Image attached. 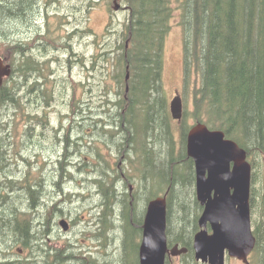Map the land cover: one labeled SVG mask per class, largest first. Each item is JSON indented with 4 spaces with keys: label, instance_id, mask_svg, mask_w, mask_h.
Wrapping results in <instances>:
<instances>
[{
    "label": "trees",
    "instance_id": "obj_1",
    "mask_svg": "<svg viewBox=\"0 0 264 264\" xmlns=\"http://www.w3.org/2000/svg\"><path fill=\"white\" fill-rule=\"evenodd\" d=\"M51 2H55V0H45V3L50 4ZM123 2L127 9L123 27L126 31L125 40L128 39L129 47L125 48V43H123L117 51L120 52L119 61L121 60L130 68L131 92L124 99L117 97L119 99H116L115 103L98 100L97 103L100 105H97V108L99 111L104 109L102 115L92 112L87 100L82 97V93L75 97L77 90L74 88L72 100L74 106L71 111L74 116L69 119L71 125L65 128V120L58 122L54 136L58 143L55 144L54 150L48 152H57L54 157L58 158H60V152L65 154L71 152L68 147L74 133V128H71L72 124L75 127L82 124V121H88L90 117L93 118L94 129L98 126L102 128L100 134L104 137L102 142L105 143L108 137L117 134V132L122 133L118 139L125 145L134 144L138 139H140V143L141 141L145 143L149 139L158 141V144L163 143L164 140L167 141L170 158L166 162L160 161L155 164L149 157L145 167L149 174L157 177L153 183V185H157V190L168 185L170 188L167 206L168 220L170 222L171 216L175 215L178 221L175 234H169V243L178 242L187 247V253L183 254L186 259L183 264H201L194 260L192 250L191 232L193 227L196 228L199 209L198 203L192 199L190 193L193 181V162L185 152H178V157L174 152L175 146L168 127L169 113L160 75L164 52L163 44L171 23L175 20L183 34L185 67L189 70L193 69V72L199 74V86L194 94L193 118L223 129L227 137L236 140L249 153L258 152L264 155V0H123ZM40 3V0H0V53L11 62L13 67L12 76L8 80L12 78L17 81L22 80V85L30 89L29 101L33 104H37L39 100H45V97L51 99L55 89L65 79L64 75L53 74L50 60L44 58L45 53L43 56H36L28 51L27 44L30 42L27 37L23 38L25 43L15 37L16 28L13 29V26L27 22V18H30L34 13L42 14L45 17L46 33L52 31H49L48 26L49 11L41 12ZM75 4H80V0H76ZM51 12L58 15L60 11ZM77 25L71 24L69 27L62 23L57 28L63 27L66 33L74 31L62 38H55L56 41L63 40V45L67 44L62 49H57L56 54L61 57L69 56L67 62L70 69L71 63L76 62L79 55L74 51L75 43L79 39L77 37L81 34H89L81 31V27ZM41 32L38 28L35 29V34ZM101 40L102 45L109 48L108 34H105ZM39 41L41 42L42 39L40 38ZM88 57L89 60L83 59L82 66H76V69L95 70L100 63L97 60L99 51H94ZM94 67L95 69H92ZM120 69H122L121 66ZM110 77L119 87L125 83L124 72H115ZM66 97L65 91L60 90V98L65 101ZM17 102L18 98L15 97L9 82L0 87V106L6 113L12 109L14 119L17 114L20 115L19 111H22V101ZM106 113L109 114L106 115ZM25 115L27 118L37 117L34 114L21 113V122ZM212 115L213 118L210 120L209 117ZM2 117L0 119H5L6 116ZM95 118L98 119L95 120ZM107 119L108 121H106ZM45 122L46 119L43 118L40 122L42 128H44ZM25 123L26 125L31 124L27 127L30 139L33 134L30 130L33 126L36 128L37 125L32 124V121H25ZM34 123L39 122L34 120ZM52 127H54V123L50 126V128ZM59 134L61 136H58ZM26 142L27 140H24L22 144L27 150ZM80 144L73 145L76 149L72 152L83 149L81 148L83 145ZM9 145L10 142H5L0 137V246L2 243H6L4 242L6 239H11L13 244H18L27 250L29 256L18 259L0 256V259H4L0 261V264H65L72 258L69 251L72 252L75 247L66 245L63 247V251L47 248L45 246L48 245L46 238L49 235L41 237L42 230L35 229L32 221V217H35V220H42L40 217H43L47 223L46 228H51L49 225L51 219L55 221L56 218L62 217V210L46 207L45 212H41L40 200L42 195L46 194L43 192L44 185L36 173L30 177L33 168L29 170L30 178L17 177L18 173L26 172L25 168L20 169L22 166H18L21 162H25L30 167L35 166L41 172L43 156L41 152L39 154L30 152L28 157L34 160L30 162V160H26V152H19L14 144L10 147ZM88 147L100 157V161L95 164L100 166L105 161L104 158L101 159L103 156L98 153L101 149L100 145L96 146V143H92ZM109 147L114 148L110 145ZM144 152L145 156H148L145 150ZM161 152H163L162 149L156 153ZM62 157L65 159L64 154ZM87 161L84 159L82 163H89ZM44 164H49V162ZM10 166L13 167L11 170ZM107 167L103 171H97L94 166L90 168L91 172L89 173L97 176L95 179L97 180L95 182L96 189L99 185H105L103 187L105 189L113 187L112 183L106 185L104 177L101 178L104 172H108ZM48 170L51 173L55 171L54 169ZM185 170L186 173H184ZM54 177L55 173L51 174L48 180L52 182ZM179 185L183 189L185 186L186 189L182 192L176 191ZM100 188L103 189L101 186ZM132 196L133 203L129 204ZM176 196L183 202L177 201ZM140 198L141 195L137 199L136 194H129L123 200H119L118 195L107 196L106 202L110 199L115 200V205H117V212H115L119 218L115 217V213L112 212V202H109L105 205L107 212L105 214L102 212L97 220L101 224L100 227H97L99 230L97 236L107 242L104 251L109 256H105L106 261L104 259L102 264H138L136 243L144 212V204L139 203ZM172 199L177 201V207L174 206ZM191 204L194 205L193 209ZM173 209H175L174 211L178 209L182 216L173 214ZM24 210H26V214L23 213ZM184 210L187 214L183 213ZM261 219L263 221L258 222L254 229L257 238L255 252L259 251L257 252L259 255L256 257L257 264H264V245L261 250L264 240V216ZM114 230L118 231V241L116 246L112 247L115 243ZM39 239H41L40 252L35 255L32 253V249L34 242ZM117 244H120L119 250L114 251ZM67 246L70 248L67 249ZM3 248L4 251H7L12 248V245H6ZM131 249L136 251L134 262L130 259ZM83 258H81V262ZM96 260L97 258L93 261L87 260V262L98 264ZM169 263L167 258L166 264Z\"/></svg>",
    "mask_w": 264,
    "mask_h": 264
},
{
    "label": "rangeland",
    "instance_id": "obj_2",
    "mask_svg": "<svg viewBox=\"0 0 264 264\" xmlns=\"http://www.w3.org/2000/svg\"><path fill=\"white\" fill-rule=\"evenodd\" d=\"M42 3H45V0H40ZM73 0H55V6L49 7V10L53 11H60L59 17L60 19L66 23L67 20L65 19H71L73 20L71 23L81 25L82 26H89L91 27L97 34H100L101 30L103 29L107 19L111 17L115 23L122 22L124 20V15L125 12L123 9L119 10L118 12L114 13V11L110 10V7L107 6V1L108 0H94L98 1V6L93 9L90 12V17H89V23L90 24H85L87 19H86V14L84 13L82 4L80 5H71ZM111 1V0H110ZM83 3V2H82ZM45 9V5H41L40 10ZM42 15V14H41ZM37 15L34 13L31 15V17L27 18V22L24 23H18V25L13 26V29L16 28V35L15 37L20 40H22L24 43L23 38H28L30 42L28 44L29 48L28 51L30 53L36 54V56H43L45 53V57H51L52 55H55L54 50L51 48L45 49L46 47H43V44H45L46 41L48 42H53V38H58L61 37L62 35L60 33H55V32H49L46 33V28L40 24L42 20V16ZM65 20V21H64ZM70 23V24H71ZM38 28L42 32L39 34H35V29ZM58 31H63V28L58 29ZM58 34V35H57ZM37 35L39 38L42 39L41 42L36 43L34 41V36ZM79 39H84V40H89V43L87 45H76L75 51L77 54V61L75 62V66H82L81 62L83 59L89 60V53L91 50H94V46H91L92 40H95V34L92 36L90 34H81ZM60 43L63 45V41H60ZM72 44V42H71ZM181 44H182V33L179 27L173 26L170 29V32L167 37L166 41V46H165V51H164V64H163V73H162V87L164 89V95H168L169 98L171 94L173 93L174 89H179V91L183 93L184 96V108L187 110L186 111V118H189V122L195 121L193 118L194 114V103L192 101V92H193V86H194V80H195V75L191 78L190 83L187 86H182L184 85L183 82V70H182V49H181ZM66 45V44H65ZM91 46V48L89 47ZM120 44L119 43H114L111 45L110 48L107 49V55L106 56H99L97 60L102 62V66L98 67L95 70L91 69H76L74 68V73L73 77L76 78L77 81H81L84 90L88 96L87 101L88 104L90 105L93 113L99 114L100 111L97 108V101L101 97L100 94H102L103 90L107 89L110 87L111 80L107 76H100L94 81L93 79V74L95 75L96 72L100 71L107 61L108 65V73L111 75L116 72V69L113 66V62L116 57L119 58V53L117 49L119 48ZM91 49V50H90ZM85 54V55H82ZM120 70V66L117 67ZM51 69L54 72H58L62 75H64L65 79L62 81V83L55 89L54 94L51 96V100L47 98L49 101L48 103H42V105H36L33 103H30L29 101V91L26 86L22 85V80L17 81L15 79L14 83H12L11 88L15 94V97L18 98V102H21L22 105V111L20 110L19 114L14 119V111L10 109L8 113L6 111H3L0 106V117L6 116L5 119H0V137L5 141V142H10V145H15L19 152H35L36 154H39V152H42L43 155H48V152L50 150L55 149V144L58 143L57 139H54V136L56 134L58 122L60 120H65L64 122V127H70L71 123H69V119L73 116L71 111L74 106L72 103L73 100V90H74V83L71 81V79L68 77V68L65 62H61V64H58L57 62H54L53 65H51ZM25 85L26 82L23 81ZM31 82V81H30ZM27 82V83H30ZM64 90L66 93V100L63 101L60 98V90ZM114 86L112 85L110 90H113ZM78 95V90L75 93V97ZM11 104V103H10ZM9 104V105H10ZM20 105V104H19ZM102 113L104 112V109L101 110ZM21 113L23 114H34L37 115V117L34 118H27L26 115L24 116V120L21 122ZM105 114V113H104ZM103 115V114H102ZM106 115H108L106 113ZM64 116V117H61ZM98 116V115H95ZM3 118V117H2ZM43 118L46 119V122L44 123V128H42V123L41 120ZM65 118V119H64ZM92 117L88 118L90 120L84 122L83 124H79L74 127L72 124V129L74 136L71 138V142L69 143V149L70 151H74L76 149L74 145L81 143L80 145L83 147V149H80L79 153H77L76 160L74 161V169L80 165L83 166V163L81 160H84L85 157L88 158L89 163H86L83 168L84 169H90L91 167H96L95 164H97V161H100V157L95 155L96 152H92L88 145L92 143H96V146L100 145V150L99 154L102 155L105 159V161L102 162L101 166H97L96 170L97 171H103L106 170L108 172H104V174H107L109 176L112 175H117L118 180L111 178L112 182L110 180L105 179V184L107 185L108 183H112L113 187L111 189H105V185H99L98 188L92 187V185L88 184V187H84L85 182L82 183L83 180V174L80 175H66L61 182H57L56 180H53L54 186L53 188L46 189V192H48V195H42V200H45L48 205V208L54 207L55 209H61L63 216L65 219L68 220V222L71 225V228L68 231H63L59 224L57 223V220L61 217H58L53 221L51 219L48 229L46 228V222L42 218V220H35V217H32V221L35 225V229L37 230H42L41 237H44L46 235H49V237L46 238L47 244L45 245L47 248H51L59 250L61 249L63 251V247L65 245H72L75 247L73 249L74 251L71 253V260L68 261L65 264H77L81 263V258L85 257L89 259L90 261H93L97 258L96 262L98 264H102L106 252L104 251L105 246H107V242H104V239L101 237H94L93 235L98 232L97 227H100L101 224L99 221V216H101V213L103 212L104 214L106 213L107 210H105L109 202H112L113 208L112 212L115 213L117 210V205L114 204L115 200L110 199V201L106 202L107 196L115 197L118 195L119 200H123L126 197L124 196L126 193V189H128V184L130 183L129 181L131 180L132 185H133V192L136 194V198L138 195H141V198L145 196L147 193L148 189L150 187H153L151 194H155V189L157 187L156 184L153 185V183L157 180V177L155 175L149 174V172L146 170L144 172L145 178L141 181L143 177V169L140 166H137L135 170V166L139 164V159L145 158V160H149V157L152 158V160L156 163L158 162H166L167 159L170 158V154H168V142L163 141V143L158 144V141H154L153 139L146 140L145 143L138 139L137 142L129 143L128 145H125L124 143H120L119 141V136L122 135L120 132H117V134H113V136L108 137V140L105 142H102L104 137L100 134L102 133V128L99 126L94 129L93 127V118ZM102 118V117H98ZM98 118H95L97 120ZM213 118L209 117L211 120ZM34 120H36L39 123H34ZM25 121H32V124L37 125L36 128L34 126L32 127L33 134H31L30 139L28 135H30L29 130H27V127L29 125H26ZM108 121V119L106 120ZM83 122V121H82ZM54 123V127L50 128L52 124ZM92 124V125H91ZM81 125V126H80ZM86 125V127H85ZM172 125H177L176 123H173ZM83 127V129H82ZM174 127V131L176 133V127ZM172 127V128H173ZM81 128V129H80ZM112 128V127H109ZM80 130V131H79ZM76 131V132H75ZM83 133H82V132ZM80 132V133H79ZM81 133L83 135H81ZM120 133V134H119ZM179 133V132H178ZM177 134L173 135V138L175 140V151L176 152V157L179 156V151L181 148H183V145H181L180 138ZM77 137H76V136ZM117 135V136H116ZM58 136H61L59 134ZM80 136V137H78ZM117 137V138H116ZM74 138V139H73ZM79 138V139H78ZM82 138V139H81ZM113 141H111V140ZM128 139V138H125ZM26 141V147H23L22 142ZM80 140V141H79ZM119 141V142H117ZM21 142V144H20ZM115 142V143H114ZM38 143V144H36ZM31 144H36V145H31ZM117 144V145H116ZM108 145V146H106ZM109 145L113 146L112 151H109ZM121 145V146H120ZM68 149V150H69ZM150 149V150H149ZM160 149H162L163 152L161 153H156ZM148 156L145 157V152ZM155 152H151V151ZM172 152V154H174ZM57 152H54L56 155ZM59 153V152H58ZM61 153V152H60ZM156 153V154H155ZM92 155V156H91ZM168 157V158H167ZM53 159L55 160L54 156ZM250 164L253 166L255 165V177H254V186L259 185L264 187V159L262 155L258 152H251L248 156ZM30 162H33V159H29ZM149 162V161H148ZM58 168H56L57 171L60 173H63V168L59 165ZM154 167V166H153ZM13 167L10 166V170ZM26 172H20L17 174V177L26 179L27 177L29 178V169L26 167H21L20 169H24ZM151 171V170H149ZM157 171V170H156ZM154 171V172H156ZM186 173V170L184 171ZM12 175V174H10ZM51 175L47 174L46 171L42 168L40 172V178L42 179H50ZM141 178V179H140ZM89 180H92L93 177H89ZM49 181V180H48ZM50 182V181H49ZM118 182V183H117ZM81 184V185H80ZM100 186L103 188L101 189ZM48 188V187H47ZM186 187L184 186V189L181 185H179V188H176V191H183L185 190ZM194 190V185L190 187V193ZM66 191V192H65ZM158 192V190H157ZM188 193V190H187ZM186 193V194H187ZM89 195V197H88ZM182 195V194H181ZM192 199H194V194H191ZM153 197V196H152ZM264 195L259 198V196L256 194L254 196V202H255V214L258 215V219L256 222L263 221L262 218L264 216ZM177 201L183 202L182 199H179L178 196H176ZM173 200V199H172ZM146 201V200H145ZM177 201H174V206L177 207ZM99 202V203H98ZM139 203L144 204L143 198L139 200ZM188 203H190L188 201ZM188 205V204H187ZM192 205V204H191ZM193 206L191 208L193 209ZM145 208V204H144ZM116 209V210H115ZM173 209V214L179 215L180 211L178 209L174 211ZM42 213L45 212V208L42 209ZM117 212V211H116ZM192 212V210H191ZM97 213V214H96ZM99 213V214H98ZM184 214H187L185 210L183 211ZM182 216V214H180ZM98 217V218H97ZM115 217L117 215L115 214ZM96 221V222H95ZM176 217L175 215L171 216L170 220V225H171V233L175 234L176 229V224H177ZM119 223V222H118ZM121 224V223H120ZM186 229V228H185ZM118 231L114 230V239L115 243L112 245V247L116 246V243L118 241ZM40 240V241H39ZM36 240L34 242L35 247L32 249V253L35 255L40 252L39 248L41 246V239ZM4 242L5 244L2 243L0 246V256H3L2 258L7 257V255L12 258V259H18V258H24V256H29V253L27 250L22 249L21 246L18 244H13L11 239H6ZM262 242V241H261ZM39 243V244H38ZM100 244V245H99ZM6 245H12V248H9L7 251H4L5 249L3 248ZM99 245V246H98ZM264 245V240L261 246ZM77 246H79V249H77ZM111 247V246H110ZM109 247V248H110ZM7 248V247H6ZM45 248V247H44ZM67 249L70 248V246L66 247ZM17 249H22L20 253L17 252ZM114 250V248H113ZM119 250V245L117 244V248L114 251ZM37 251V252H36ZM61 251V252H62ZM36 252V253H35ZM257 252H259L257 250ZM255 253L254 257L252 258L253 264H257V255L258 253ZM7 254V255H6ZM5 255V256H4ZM253 255V254H252ZM109 257V256H108ZM130 259L132 262L136 259V251L134 249L130 250ZM4 259H1L0 261H3ZM102 262H101V261ZM184 259L182 256H177V257H172V259L169 261V264H183ZM106 261V259H105ZM251 261V258H250ZM227 264H242L240 261L233 260L229 261Z\"/></svg>",
    "mask_w": 264,
    "mask_h": 264
},
{
    "label": "water",
    "instance_id": "obj_3",
    "mask_svg": "<svg viewBox=\"0 0 264 264\" xmlns=\"http://www.w3.org/2000/svg\"><path fill=\"white\" fill-rule=\"evenodd\" d=\"M9 65L0 58V83L9 73ZM180 99L170 103L172 117L180 118ZM186 154L195 166L196 198L203 206L198 218L202 227L193 237L196 260L208 264H224V254L248 264L247 256L254 248L250 229L248 191L250 165L246 152L236 142L225 138L220 130H209L202 124L191 128L187 136ZM66 228V222L60 221ZM207 223L211 233L207 232ZM166 201L157 197L147 203L138 247L139 264H164L165 254L176 255L185 248L167 249Z\"/></svg>",
    "mask_w": 264,
    "mask_h": 264
},
{
    "label": "flooded vegetation",
    "instance_id": "obj_4",
    "mask_svg": "<svg viewBox=\"0 0 264 264\" xmlns=\"http://www.w3.org/2000/svg\"><path fill=\"white\" fill-rule=\"evenodd\" d=\"M92 119V118H91ZM104 177V180L105 179H107V180H110L111 182H112V180H111V178H114V179H116V181L118 180V176L115 174V175H112V176H109L108 175V173L107 174H103V176H101V178H103ZM118 183V182H117ZM152 189H153V187H150L149 189H148V191H147V193L145 194V196H144V200H146L145 202H148L149 200H150V197H151V195H154V194H151V192H152ZM126 191V190H125ZM130 195H132L131 193H129ZM128 194V192L126 191V193H125V197H127V195H129ZM140 197V195H138V197H137V199ZM131 200L133 199V196L130 198Z\"/></svg>",
    "mask_w": 264,
    "mask_h": 264
},
{
    "label": "bare ground",
    "instance_id": "obj_5",
    "mask_svg": "<svg viewBox=\"0 0 264 264\" xmlns=\"http://www.w3.org/2000/svg\"><path fill=\"white\" fill-rule=\"evenodd\" d=\"M240 10H241V9H240ZM89 120H90V119H89ZM43 122H44V121H43ZM84 122H86V121H83L82 124H83ZM88 122H89V121H88ZM92 122H93V121H92ZM103 122H104V121H103ZM86 124H87V122H86ZM91 125H92V124H91ZM80 126H81V125H80ZM85 127H86V125H85ZM253 127H254V126H253ZM80 129H81V128H80ZM82 129H83V127H82ZM111 129H112V128H111ZM107 130H108V129H107ZM79 131H80V130H79ZM110 131H111V130H110ZM75 132H76V131H75ZM81 132H82V131H81ZM79 133H80V132H79ZM82 133H83V132H82ZM82 133H81V135H83ZM112 133H113V131H112ZM119 134H120V133H119ZM121 134H122V133H121ZM141 135H142V134H141ZM73 136H74V134H73ZM75 136H76V135H75ZM112 136H113V134H112ZM116 136H117V135H116ZM118 136H121V135H118ZM76 137H77V136H76ZM78 137H80V136H78ZM116 138H117V137H116ZM73 139H74V138H73ZM78 139H79V138H78ZM81 139H82V138H81ZM110 140H111V139H110ZM79 141H80V140H79ZM111 141H113V140H111ZM78 143H79V142H78ZM114 143H115V142H114ZM120 143H122V142H120ZM73 145H74V144H73ZM76 145H77V144H76ZM116 145H117V144H116ZM120 146H121V145H120ZM152 151H153V150H152ZM65 192H66V191H65ZM156 193H158V192H157V189H155V194H156ZM155 194H154V195H155ZM154 195H151L150 199H151L152 196H154ZM263 198H264V197H263ZM98 203H99V202H98ZM114 207H115V204H114ZM115 210H116V209H115ZM106 212H107V211H106ZM96 214H97V213H96ZM98 214H99V213H98ZM115 214H116V212H115ZM99 217H100V216H99ZM97 218H98V217H97ZM33 221H36V220H33ZM39 241H40V240H39ZM35 242H36V241H35ZM40 243H41V242H40ZM34 244H35V243H34ZM38 244H39V243H38ZM34 247H35V245H34ZM39 249H40V248H39ZM33 250H34V249H33ZM36 252H37V251H36ZM36 252H35V253H36ZM33 254H34V253H33ZM40 255H41V253H40ZM38 256H39V255H38ZM39 258H40V256H39ZM39 264H40V263H39Z\"/></svg>",
    "mask_w": 264,
    "mask_h": 264
}]
</instances>
